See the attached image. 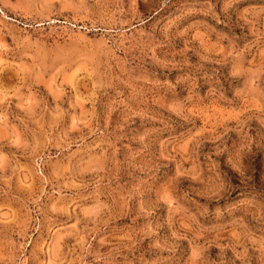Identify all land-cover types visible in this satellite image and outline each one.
<instances>
[{
	"label": "rangeland",
	"instance_id": "1",
	"mask_svg": "<svg viewBox=\"0 0 264 264\" xmlns=\"http://www.w3.org/2000/svg\"><path fill=\"white\" fill-rule=\"evenodd\" d=\"M0 264H264V0H0Z\"/></svg>",
	"mask_w": 264,
	"mask_h": 264
}]
</instances>
